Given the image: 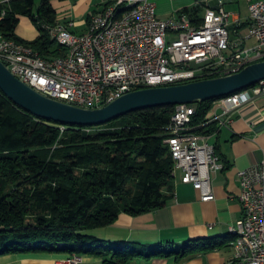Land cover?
I'll return each instance as SVG.
<instances>
[{
    "label": "trees",
    "instance_id": "16d2710c",
    "mask_svg": "<svg viewBox=\"0 0 264 264\" xmlns=\"http://www.w3.org/2000/svg\"><path fill=\"white\" fill-rule=\"evenodd\" d=\"M35 1L0 0V36L43 58L61 56L65 49L44 27L57 20L54 0H40L37 8ZM200 10L193 6L181 12L195 17ZM20 16L29 17L38 30L33 40L16 35ZM221 98L196 101L192 125L203 123ZM174 111L175 105H166L102 125H62L32 115L0 90V255H93L101 264L172 258L181 264L198 253L201 249L190 243L153 249L123 240L108 243L92 233L114 224L121 213L140 215L172 200L173 159L164 139ZM206 127L215 130L207 124L197 131Z\"/></svg>",
    "mask_w": 264,
    "mask_h": 264
},
{
    "label": "built area",
    "instance_id": "2783aa9c",
    "mask_svg": "<svg viewBox=\"0 0 264 264\" xmlns=\"http://www.w3.org/2000/svg\"><path fill=\"white\" fill-rule=\"evenodd\" d=\"M7 1V0H2ZM131 0H100L101 8L91 14L83 33L71 30L72 19L45 25L50 38L72 54L54 57V65L41 64L34 52L14 50L0 38V61L19 80L38 92L84 108L106 105L121 95L145 88L186 83L206 76H224L233 70V55L239 50L258 51L264 60V0L249 1V25L245 34L231 38L222 7L205 10L201 22L186 13L159 18L152 0H140L138 9L109 21L110 9ZM253 40L254 44L247 47ZM244 59H241V61ZM256 61V62H257ZM264 95V79L240 95L217 101L205 121L192 125L193 104H179L166 126L164 142L173 159V177L200 192L202 201L214 199L211 174L223 168L207 135L197 129L209 123L231 122V114ZM63 129V127H62ZM238 199L242 217L231 227H242V243L232 241L235 264H264V160L237 172ZM66 264H80L71 255Z\"/></svg>",
    "mask_w": 264,
    "mask_h": 264
},
{
    "label": "crops",
    "instance_id": "0c3cea01",
    "mask_svg": "<svg viewBox=\"0 0 264 264\" xmlns=\"http://www.w3.org/2000/svg\"><path fill=\"white\" fill-rule=\"evenodd\" d=\"M152 1L159 18L170 17L186 7L199 6L197 16L187 14L194 23L201 22L207 8L219 6V0ZM249 1L221 0L222 7L231 13V38L247 32ZM92 4L93 0L53 1L57 20L72 19L71 30L80 33L87 29L90 10L93 9L92 13L100 10ZM15 33L25 40L38 36V30L27 16L19 17ZM220 100L214 101L211 109ZM216 111L221 110L216 107ZM208 125L215 126V130L207 132L212 127H206L198 133L207 135V141L214 146L223 164L221 170L211 174L213 200L202 201L200 192L182 183L177 173L173 178L174 197L166 206L136 216L121 213L114 224L96 228L92 233L113 244L123 240L153 248L190 243L201 249L181 264H235L230 229L242 217L237 172L264 160V95L236 109L226 125ZM70 256L66 253H8L0 255V264H66L64 261ZM81 257L80 264H101L100 257ZM146 264H173V259L154 258Z\"/></svg>",
    "mask_w": 264,
    "mask_h": 264
},
{
    "label": "water",
    "instance_id": "95a60500",
    "mask_svg": "<svg viewBox=\"0 0 264 264\" xmlns=\"http://www.w3.org/2000/svg\"><path fill=\"white\" fill-rule=\"evenodd\" d=\"M264 79V60L237 73L127 92L97 108H84L46 96L14 76L0 61V90L39 118L62 125H102L130 112L166 105L193 104L233 94Z\"/></svg>",
    "mask_w": 264,
    "mask_h": 264
},
{
    "label": "bare ground",
    "instance_id": "6f19581e",
    "mask_svg": "<svg viewBox=\"0 0 264 264\" xmlns=\"http://www.w3.org/2000/svg\"><path fill=\"white\" fill-rule=\"evenodd\" d=\"M138 6H140V0H131L128 2H125V4H121L120 6H115L114 8L110 9L109 14V21H116L121 14L124 12H130L134 11L135 9H138ZM231 24V17H224V25H227V30L229 29V26ZM1 38V41H6L8 45H14V50H25L26 52H34L35 55H37V58L41 59V64H47V65H54V57L53 58H43L40 56V54L33 50L32 48L17 42L13 39H6ZM245 53V55H244ZM65 54H72V44H65ZM241 59H244L241 61ZM258 59V51H252V50H239L238 55H233V70L235 72H239L247 65L256 62ZM257 85V84H255ZM245 88L240 90L239 92H235L233 94L223 96L220 101H222L224 98H232L234 95H240L242 91H247L248 89L254 88V86ZM66 103H69V101H63ZM230 234L233 236V242L235 243H242L243 238V230L242 227H231Z\"/></svg>",
    "mask_w": 264,
    "mask_h": 264
},
{
    "label": "rangeland",
    "instance_id": "374dc122",
    "mask_svg": "<svg viewBox=\"0 0 264 264\" xmlns=\"http://www.w3.org/2000/svg\"><path fill=\"white\" fill-rule=\"evenodd\" d=\"M100 3V0H93V6L92 7H97V8H101V5L99 4ZM39 4H40V0H36L35 1V7L37 8V6H39ZM93 12V9L92 10H90V12L88 13V14H93L92 13ZM73 32H75V33H80V32H78V30L76 31H73ZM254 44V41L253 40H250L248 43H247V47H251L252 45ZM244 55H245V53H244ZM156 247H153V249H155Z\"/></svg>",
    "mask_w": 264,
    "mask_h": 264
}]
</instances>
